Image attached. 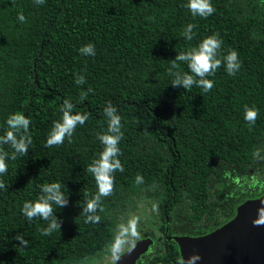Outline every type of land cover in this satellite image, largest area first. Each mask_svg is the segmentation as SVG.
<instances>
[{"label":"trees","instance_id":"obj_1","mask_svg":"<svg viewBox=\"0 0 264 264\" xmlns=\"http://www.w3.org/2000/svg\"><path fill=\"white\" fill-rule=\"evenodd\" d=\"M187 2L0 0V134L6 116L22 111L32 137L26 155L6 161L0 176V264H101L106 254L112 264L136 242L112 247L118 226L133 216L138 229L160 223L163 232L167 217L169 235H203L264 193V0H211L214 11L203 18L193 17ZM189 23L194 36L186 41ZM212 34L221 56L236 51L239 70L228 75L222 62L206 77L213 82L207 92L171 86L169 62ZM88 43L93 56L78 51ZM179 70L187 72L186 64ZM78 76L83 84L74 83ZM65 99L88 119L70 140L45 147ZM109 104L120 116L123 171L113 173L103 211L95 213L99 222L85 223L83 205L97 191L86 168L102 150L97 136L106 131ZM245 107L256 109L251 124ZM53 181L67 204L52 214L59 230L44 236L47 222L26 220L20 208L35 199L38 185ZM148 201L150 210L142 207ZM17 233L27 247L18 245ZM136 264H180L178 247L163 239Z\"/></svg>","mask_w":264,"mask_h":264},{"label":"clouds","instance_id":"obj_2","mask_svg":"<svg viewBox=\"0 0 264 264\" xmlns=\"http://www.w3.org/2000/svg\"><path fill=\"white\" fill-rule=\"evenodd\" d=\"M44 0H34V3L39 5ZM187 8L190 14L200 17H207L212 14L214 8L211 0H188ZM17 19L23 23L25 17L22 13L17 14ZM194 25L187 24L182 32L183 38L186 41L193 39ZM221 40L216 34L204 37L200 42L186 51H181L169 62L167 72L172 77L169 84L173 87L176 85H183V89L187 90L193 85L200 87L203 91H209L213 82L206 77L212 76L217 68L224 63L225 71L228 75H234L240 68V62L237 59L235 50H230L226 55H220ZM78 51L83 55H95L94 46L88 43L82 46ZM184 63L188 71L182 72L179 70V64ZM74 83L83 84L84 77L78 76ZM88 91H91L89 89ZM104 116L106 122V131L98 134L97 139L103 146L98 156L92 160L87 166V172L91 173L96 181L97 191L90 199H87L83 205L84 222L97 223L100 216L96 215V211L101 207V199L109 195L112 190V181L114 171H123L121 163L118 159L120 149L117 146L121 140L123 133L121 132L120 116L117 114L115 106L109 104L104 108ZM61 118L53 121L51 129L45 138V147L59 145L64 142L65 138L69 140L72 137L73 131L77 125H83L88 119V113L74 112V104L70 99H65L60 106ZM256 109L254 107L244 108V120L249 124L253 123L256 118ZM30 118L22 111H15L9 113L4 120V130L0 134V145H8L10 151L0 149V176L6 173V161L16 160L19 157L26 155L29 146L32 144V137L29 132ZM142 177L137 175L135 177L136 183L142 182ZM4 185L0 183V188ZM65 187V186H64ZM39 192L35 199L25 200L20 208L21 214L26 220L31 221L34 217L46 221L47 226L40 229L42 235L47 236L53 231L59 230V224L53 217L54 208L61 209L67 204V195L62 191V185L58 181L43 183L38 185ZM156 210V206H152V211ZM136 217L133 216L127 220L126 223H121L116 234L113 237V249L124 245L131 237H135ZM19 241L20 246L27 247L28 240L20 233L14 237Z\"/></svg>","mask_w":264,"mask_h":264},{"label":"water","instance_id":"obj_3","mask_svg":"<svg viewBox=\"0 0 264 264\" xmlns=\"http://www.w3.org/2000/svg\"><path fill=\"white\" fill-rule=\"evenodd\" d=\"M167 240L176 243L180 264H264V193L239 204L229 221L207 234ZM152 243L151 237L137 240L112 264H136Z\"/></svg>","mask_w":264,"mask_h":264},{"label":"flooded vegetation","instance_id":"obj_4","mask_svg":"<svg viewBox=\"0 0 264 264\" xmlns=\"http://www.w3.org/2000/svg\"><path fill=\"white\" fill-rule=\"evenodd\" d=\"M150 226H156V227L154 229H151V228H149V226H146V227L140 229V231H138L137 235L135 236L136 241L143 239V238H147V237H151L153 239V243L150 246L149 250L145 253V255H147L148 253H150L154 250H157V248L161 247L163 245V239L168 241L167 237H169V236H181V235H172V234L169 235L168 234V232H169L168 219H167V222L164 223L163 232L160 228V226H161L160 223L159 224H152ZM166 228H167V231H165ZM197 236H200V235H197ZM189 237H193V236H189ZM170 241H172V240H169L168 242H170ZM132 245H133V243L129 247H131ZM144 256H143V258H144ZM143 258H141V259H143Z\"/></svg>","mask_w":264,"mask_h":264},{"label":"rangeland","instance_id":"obj_5","mask_svg":"<svg viewBox=\"0 0 264 264\" xmlns=\"http://www.w3.org/2000/svg\"><path fill=\"white\" fill-rule=\"evenodd\" d=\"M232 178L234 179V180H236L237 181V183H239L240 181H238V177L237 176H235V175H232ZM145 204H147V205H145ZM148 204H149V201H148V203H144V204H142L143 206V208L144 207H146V209L147 210H150V208H148ZM149 221V220H148ZM145 224V223H144ZM139 225L140 224H138V222H137V225L135 226V228H134V230L136 231H140V229H138V227H139ZM141 226V225H140ZM145 226H149V228H151V229H154L156 226H150L149 225V222L148 223H146L145 224ZM121 250V249H120ZM149 250V249H148ZM114 257L111 255H109V254H106L105 255V258H104V261H102V263L101 264H107L109 261H112V259H113Z\"/></svg>","mask_w":264,"mask_h":264}]
</instances>
